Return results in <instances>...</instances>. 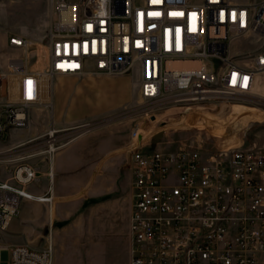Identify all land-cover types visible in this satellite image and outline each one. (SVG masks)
<instances>
[{
    "label": "built area",
    "instance_id": "1",
    "mask_svg": "<svg viewBox=\"0 0 264 264\" xmlns=\"http://www.w3.org/2000/svg\"><path fill=\"white\" fill-rule=\"evenodd\" d=\"M49 17L45 45L8 35L15 52L0 68V137L27 127L32 108H53L57 76L136 71L148 113L264 102L256 89L264 72V0H51ZM73 128L83 134L92 123ZM63 129L45 132L36 152L52 156L68 143L58 135ZM133 146L131 264H264V147ZM49 175L53 182L52 169ZM14 178L37 180V167L21 161ZM24 198L52 195L0 179V230ZM1 248L9 264H52L51 244Z\"/></svg>",
    "mask_w": 264,
    "mask_h": 264
},
{
    "label": "rangeland",
    "instance_id": "2",
    "mask_svg": "<svg viewBox=\"0 0 264 264\" xmlns=\"http://www.w3.org/2000/svg\"><path fill=\"white\" fill-rule=\"evenodd\" d=\"M50 8L51 0H0V68L7 67L8 57L15 52L8 48L9 34H23L46 44ZM252 45L250 42L242 44L244 48ZM260 83L264 87V77ZM259 94L264 101V92ZM147 107L139 96V73L136 71L121 75L57 76L53 108H45L48 120H39L37 124L39 128L44 122H53L51 128H67L58 132L64 143L105 131L108 138L122 139V147L116 150L120 170L116 181L121 187V196L115 212L110 214L122 224L126 225L133 202L129 164L134 143L153 149L192 147L195 139L200 137L206 150L264 147V102H234L221 108L216 106L215 111L211 109L216 108L214 106L186 105L148 113L143 111ZM82 122H91L92 128L80 134L73 127ZM30 127L28 130L31 131ZM25 128L20 129L27 133ZM44 139L45 136L38 138V149ZM108 171L110 174L114 168H108ZM110 182L114 183L115 179L111 178ZM104 197H92L89 201L93 203Z\"/></svg>",
    "mask_w": 264,
    "mask_h": 264
},
{
    "label": "crops",
    "instance_id": "3",
    "mask_svg": "<svg viewBox=\"0 0 264 264\" xmlns=\"http://www.w3.org/2000/svg\"><path fill=\"white\" fill-rule=\"evenodd\" d=\"M263 77L264 72L258 74L259 92H264L260 83ZM48 117L44 107L36 106L30 112L31 131L29 126L25 128L27 133L11 128L0 137L4 138L0 140V179L23 185L36 196L52 195L50 201L22 200L19 214L6 230H0V264L10 262V252L1 246L15 244L35 248L51 244L52 264H131L133 202L126 225L110 217L121 196L116 181L120 177L116 150L122 147V139L108 138L106 131L96 132L71 140L52 156L38 154L40 134L54 124L44 122L39 128L37 124ZM42 148L43 145L39 149ZM33 151L34 156H26ZM21 161L37 167V180L23 184L14 178V169ZM108 168L114 171L109 174ZM111 178L115 179L114 183L110 182ZM101 196L104 199L89 201Z\"/></svg>",
    "mask_w": 264,
    "mask_h": 264
},
{
    "label": "bare ground",
    "instance_id": "4",
    "mask_svg": "<svg viewBox=\"0 0 264 264\" xmlns=\"http://www.w3.org/2000/svg\"><path fill=\"white\" fill-rule=\"evenodd\" d=\"M190 62H176L174 63L175 65H178V66H181V65H186V64H189ZM194 146H199L203 149H207L205 144H204V141L202 138L198 137L195 139V141L192 143ZM185 145V144H184ZM181 146V145H180ZM192 146V147H194Z\"/></svg>",
    "mask_w": 264,
    "mask_h": 264
}]
</instances>
